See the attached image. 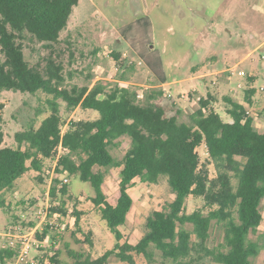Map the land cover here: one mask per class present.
Here are the masks:
<instances>
[{
  "label": "trees",
  "instance_id": "trees-1",
  "mask_svg": "<svg viewBox=\"0 0 264 264\" xmlns=\"http://www.w3.org/2000/svg\"><path fill=\"white\" fill-rule=\"evenodd\" d=\"M79 3L0 0V47L4 56L0 58V92H43L52 97L48 100L51 114L39 128L31 126L15 135L17 148L4 147L5 134L0 131V195L14 188L29 171L42 172L43 160L53 159L61 146L57 173L91 184L95 191L92 201L117 240L113 250L96 260L73 252L72 264H107L112 256L134 264L133 254L144 256L148 264H157L158 256L161 264H204L207 260L254 264L264 251V235L258 233L264 221V133L255 127L247 107L225 96L226 114L231 120L225 121L214 108V94L208 92L186 123L181 121L184 109L175 102H165L163 90H152L140 103L139 93L123 85L109 90L102 83L92 88L61 89L57 85L62 82V67L51 62L45 73L32 67L20 40L29 34L47 46L58 43ZM113 57L119 59L118 54ZM255 93L247 92L249 105ZM59 100L66 103L69 112L83 108L100 116L93 121L72 122L63 132ZM4 108L0 102V123ZM124 137L131 139V147L118 160L112 150ZM202 146L217 170L214 179L201 164L198 148ZM113 168L120 169V197L115 205L108 201L103 188ZM162 178L168 181L173 201L147 217L144 235L137 244L122 243L121 228L133 208L130 189L135 180L157 184ZM59 182V178L54 179L53 199L68 194L69 184L59 190ZM191 196L202 198L205 207L188 214L185 206ZM59 204L54 211L65 213V202ZM215 225L223 229L224 238L219 246L210 248ZM76 226L80 227V214ZM51 233L48 228L43 238L38 237L44 239ZM55 240L52 236L46 257L53 264H70L60 260ZM5 254L7 251L1 249L0 258Z\"/></svg>",
  "mask_w": 264,
  "mask_h": 264
},
{
  "label": "rangeland",
  "instance_id": "rangeland-1",
  "mask_svg": "<svg viewBox=\"0 0 264 264\" xmlns=\"http://www.w3.org/2000/svg\"><path fill=\"white\" fill-rule=\"evenodd\" d=\"M167 2L161 1V8L148 12L150 4L143 0H81L58 43L47 46L29 34H25L20 43L32 67L43 73L51 62L62 67V82L57 85L61 89L92 88L102 83L109 90L123 85L139 93L140 103H144L146 94L152 90H163L165 102L172 101L185 108L181 121L186 123L207 92L214 94V108L230 122L225 96L246 104L247 92L255 90L247 110L255 127L264 133V0H175L173 6H167ZM113 54H118L119 59ZM0 58L4 59L1 47ZM235 66L238 69L234 75L224 73ZM240 71H245L246 75L242 77ZM230 82L233 91H228ZM50 99L52 97L43 92L35 95L0 92V102L5 105L0 123V131L5 134L4 147L17 148L15 135L18 132L31 126L39 128L51 114ZM59 103L63 132L72 122L93 121L100 116L96 111L83 108L69 112L65 102L59 100ZM130 147L131 139L124 137L112 153L122 160ZM198 152L210 178H216L217 170L209 161L206 147L198 148ZM57 153L58 149L55 157ZM54 158L43 160L42 172L29 171L14 188L0 195V234L12 224L26 227L33 222L34 208L40 203L38 199L44 197L52 178ZM231 176L236 185L233 173ZM69 180L68 194L58 200L65 202L62 215L68 230L56 240V251L60 252L62 262L70 264L75 262L73 252L96 260L114 249L116 237L92 201L95 191L91 184L71 176ZM103 188L108 201L115 205L120 197L119 168L109 170ZM130 194L134 204L126 225L121 228L122 243L135 245L144 235L147 217L153 211L167 208L175 196L166 178L157 184L137 179ZM204 207L202 198L191 196L185 212L190 214ZM262 212L264 216V202ZM77 214H80L79 228ZM258 233L264 235V221ZM223 238V229L215 225L208 246H219ZM3 243L0 240V246ZM52 243L50 240L47 246ZM36 256L38 251L33 249L30 259ZM133 257L134 264H148L142 255L133 254ZM107 264L128 263L112 256ZM157 264H161L160 256ZM204 264L216 263L207 260ZM254 264H264V251Z\"/></svg>",
  "mask_w": 264,
  "mask_h": 264
},
{
  "label": "built area",
  "instance_id": "built-area-1",
  "mask_svg": "<svg viewBox=\"0 0 264 264\" xmlns=\"http://www.w3.org/2000/svg\"><path fill=\"white\" fill-rule=\"evenodd\" d=\"M237 69V66L231 67L224 73L232 76ZM240 75L243 77L246 75V72L240 71ZM239 87H242V85L239 84ZM61 153H63V149L60 146L54 158L55 168L52 178L49 181L48 189L44 197L38 199L40 203H37L34 208L33 222L26 227L21 224H12L7 228L4 234H0V240L4 241L0 246V250L3 249L7 251V254L0 258V264H53L51 260L46 257L48 248L47 243L50 240L52 241V237L48 235L44 239L41 238H43V234L48 228L52 229V232L55 234L54 236L57 235V240H59L60 235L68 230V224L64 222L65 220L62 213L54 211L60 208L58 199H53L51 197L54 179H57L59 176L57 173V164L62 155ZM59 180L60 182L57 185L59 190L70 182L67 175H61ZM60 220L63 222L60 223ZM38 236H41V238ZM54 242L55 244L58 243L56 240ZM33 249L38 251V256L30 259Z\"/></svg>",
  "mask_w": 264,
  "mask_h": 264
},
{
  "label": "crops",
  "instance_id": "crops-1",
  "mask_svg": "<svg viewBox=\"0 0 264 264\" xmlns=\"http://www.w3.org/2000/svg\"><path fill=\"white\" fill-rule=\"evenodd\" d=\"M80 1H81V0H80ZM143 1H144V2L148 1V2H149L150 5H149V7L147 6V8H148V12H149V10L151 11V10H156L157 8H161V7H160L161 5H160L159 3H160L161 1H166V0H146V1L143 0ZM168 1H169V2H167V4H166L167 6H168L169 4H170V6H171V4H172V6L174 5L175 0H168ZM183 1H184V0H182V1L180 0V2H183ZM154 12H155V11H153L152 14H153ZM163 86H165V84H164ZM230 86H231V82H230V85L227 86V88L229 87V88H228V91H233V89H230ZM197 92H198V91H197ZM236 92L238 93V91H236ZM207 94H208V92H207ZM206 96H207V95H206ZM206 96H205V97H206ZM234 99L236 100L237 98H234ZM236 101H237V100H236ZM239 103H240V102H239ZM245 103H246V104H243V105H245V106L247 107V105H249V104H248L246 101H245ZM241 104H242V103H241ZM184 109H185V108H184Z\"/></svg>",
  "mask_w": 264,
  "mask_h": 264
}]
</instances>
